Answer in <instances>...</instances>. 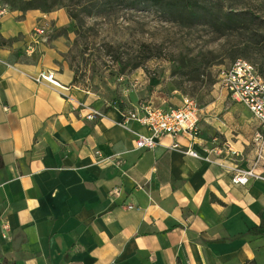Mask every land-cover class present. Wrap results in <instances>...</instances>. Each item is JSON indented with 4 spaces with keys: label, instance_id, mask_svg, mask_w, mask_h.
<instances>
[{
    "label": "crops",
    "instance_id": "obj_1",
    "mask_svg": "<svg viewBox=\"0 0 264 264\" xmlns=\"http://www.w3.org/2000/svg\"><path fill=\"white\" fill-rule=\"evenodd\" d=\"M7 7L0 23V264H264V235L252 232L264 223V162L255 170L260 179L244 185L214 163L250 168L258 130L250 112L220 91L200 109L194 139L167 135L154 149L137 150L146 130L121 122L140 102L106 107L56 63L65 43L58 33L69 24L63 12ZM42 71L103 116L87 121L75 102L35 83ZM214 148L222 154L209 153Z\"/></svg>",
    "mask_w": 264,
    "mask_h": 264
},
{
    "label": "rangeland",
    "instance_id": "obj_2",
    "mask_svg": "<svg viewBox=\"0 0 264 264\" xmlns=\"http://www.w3.org/2000/svg\"><path fill=\"white\" fill-rule=\"evenodd\" d=\"M197 1L208 14L195 22L169 18L135 0H35V5L69 19L58 33L65 43L56 63L104 106L164 100L176 107L188 98L200 113L222 91L221 68L241 59L264 71V0ZM227 12L239 17L222 30L210 25L208 16L221 20ZM151 80L158 84L151 86Z\"/></svg>",
    "mask_w": 264,
    "mask_h": 264
},
{
    "label": "built area",
    "instance_id": "obj_3",
    "mask_svg": "<svg viewBox=\"0 0 264 264\" xmlns=\"http://www.w3.org/2000/svg\"><path fill=\"white\" fill-rule=\"evenodd\" d=\"M7 12L8 7L5 0H0V23ZM217 79L219 88L228 94L235 103L248 110L257 124L258 130L254 134L255 159L249 169L244 170L233 164L214 162L230 173L232 183L244 185L250 179H260L255 170L264 162V79L259 75L254 65L241 59L236 60L226 68H221L218 71ZM32 80L35 83H45L52 86L65 100L75 102L67 94L69 88L62 86L57 81L54 72L42 71L33 76ZM75 104L85 112L84 118L87 121L93 122L103 116L102 112L83 102H75ZM130 121L138 123L147 132V135L137 136L135 148L137 150H152L163 136H187L194 139L198 132L199 112L192 100L188 98H183L179 106L166 109L140 102L137 108L126 110L121 125L126 126ZM178 147L179 145L176 143L172 145V148ZM226 151L230 155L234 154L229 149ZM184 153L193 158L201 159V156L190 148H187ZM209 153L220 155L222 150L214 148ZM95 156L104 160L99 152H95ZM204 159L212 162L207 157Z\"/></svg>",
    "mask_w": 264,
    "mask_h": 264
},
{
    "label": "trees",
    "instance_id": "obj_4",
    "mask_svg": "<svg viewBox=\"0 0 264 264\" xmlns=\"http://www.w3.org/2000/svg\"><path fill=\"white\" fill-rule=\"evenodd\" d=\"M43 3H45L47 0H40ZM136 2H133V4L136 3H148L150 6L157 8L160 13L164 16H167L172 19L181 18L183 21H199L200 19L206 18L207 14V8L205 9L199 7L197 0H135ZM13 8H17L20 10H43V12H49L48 7L45 6V10L41 9V7L35 5V0L29 1L26 3V5H12L9 4ZM198 6V7H196ZM199 11H198V10ZM211 13V12H209ZM228 14H225L224 18L219 20L214 19L213 16H208L210 25H213L215 29L222 30L225 27H228L229 24L239 17V15H234L235 13L227 12ZM259 75L264 79V71L262 68L258 69L256 68ZM151 86H156L158 84L157 80H151ZM119 107L120 109H123V105L120 102H113V104L110 105V107ZM252 232L259 233L264 235V223L258 227L257 229H254Z\"/></svg>",
    "mask_w": 264,
    "mask_h": 264
}]
</instances>
